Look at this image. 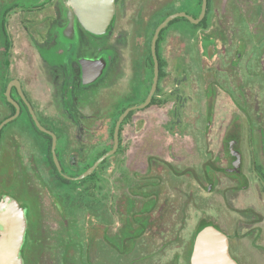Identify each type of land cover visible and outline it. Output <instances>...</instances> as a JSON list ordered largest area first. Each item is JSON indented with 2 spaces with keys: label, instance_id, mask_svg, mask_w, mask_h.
Masks as SVG:
<instances>
[{
  "label": "flooded vegetation",
  "instance_id": "af4514ba",
  "mask_svg": "<svg viewBox=\"0 0 264 264\" xmlns=\"http://www.w3.org/2000/svg\"><path fill=\"white\" fill-rule=\"evenodd\" d=\"M68 1L0 0V126L14 118L0 130V200L9 194L28 208L23 264H99V260L103 264L104 259L111 264H192L195 236L204 225L218 227L227 235L230 254L238 264L256 261L246 251L250 245L260 252L264 264V0H208L206 15L198 23L193 21L200 19L205 0H116L106 34L87 32L76 18L74 34L65 39L61 30L70 21ZM150 7L155 8L151 13ZM177 13L186 16L170 22L157 41L160 72L152 102L128 114L120 128L118 151L105 161L108 164L123 149L122 134L128 122L155 106L173 104L169 115L182 124L189 101L186 90L195 86L200 110L209 107L206 128L212 124L210 115L217 103L225 98L244 118L241 122L237 115L226 127L223 158L228 166L214 164L212 173L204 171L206 191L216 190L215 175L222 172L230 180L228 190L245 188L252 199L259 200V206L251 202L245 210L234 211L243 218L231 229L202 219L191 240L166 241L160 250L151 249L148 254H140L139 242L153 222L149 215L157 208L155 197L150 202L155 205L143 206L140 217L134 212L135 204L128 205L124 224L119 208L107 207L104 200L90 213L88 208L60 207L58 201L52 209L61 222L56 230H49L41 191L51 188L47 186L51 179L59 180L43 173L44 167L55 164L52 138L38 128L35 118L57 136L56 152L63 167L87 166L101 151L113 148L119 118L127 109L145 103L152 90L156 30ZM126 26L132 30L126 32L122 28ZM174 31L185 41L184 52L179 62V89L167 93L162 83L170 75V61L164 50ZM114 34L116 47H109L104 39ZM91 63L98 69L104 66L103 71L93 83L84 84L85 68ZM112 79L116 91L108 95ZM100 94L98 104L105 110L91 112ZM61 135L70 142H63ZM49 147L51 155L44 154ZM141 187L136 186L137 195L144 194L138 191ZM114 215L119 222L115 223ZM212 216L216 218L214 211ZM113 223L119 228L110 235Z\"/></svg>",
  "mask_w": 264,
  "mask_h": 264
},
{
  "label": "rangeland",
  "instance_id": "374dc122",
  "mask_svg": "<svg viewBox=\"0 0 264 264\" xmlns=\"http://www.w3.org/2000/svg\"><path fill=\"white\" fill-rule=\"evenodd\" d=\"M153 9L155 8H148L150 13ZM143 17L144 19L148 18L145 14ZM122 28L126 32L132 30L131 26ZM115 38L114 34L104 40H108L109 47H116ZM184 43L185 41L181 40L179 33L174 31L170 36L168 48L166 47L164 50L166 57L169 54L170 61V75L162 83V89L167 93L179 89V62L184 52ZM115 85V80L112 79L108 84V95L115 94ZM195 89L196 87L192 86L186 90L189 101L181 119L182 124L169 115L173 104L166 107L155 106L142 113L139 119H131L122 134L123 149L121 153L111 158L100 171L97 180L95 178L78 185H64L60 181L57 183L51 179L47 186L52 189L46 187L41 191L42 204L47 208L45 217L48 229L56 230L61 222L59 216L52 209L58 201L60 207L88 208V213H90L99 209L102 206V200H104L107 207L115 209L117 206L119 208V212L123 214L122 222L124 224L127 221L128 199L133 201L134 212L140 217L141 208L150 201L151 197H155L157 198V208L149 215L153 222L146 229V233L141 236L143 241L139 242L140 254H148L151 253V249L160 250L159 248L166 241H175L182 237L191 240L202 219L215 221L223 227L231 229L239 218H243L239 213H235L236 211L245 210L251 202L258 207L259 200L257 202L252 199L245 188H241L239 191L228 190L231 183L222 172L215 175L216 190L212 194L206 191L208 183H205L203 179L205 169H209L212 173L215 169L212 166L214 164V166H222V168L228 166L223 158L226 153L224 147L225 136H227L225 134L226 127L231 126L237 120L235 117L239 113L232 110L233 105L228 98L222 99L217 103V109L210 115L212 124L206 128V120L209 118L206 111H209V107L200 110L199 103L195 101ZM101 95L97 98V105L91 107V112L105 110L104 105L98 104ZM238 116H240L238 120L243 122L242 115ZM243 138L246 143V136L243 135ZM112 143L110 140L109 145ZM254 143H257L256 139ZM254 150L256 158L257 150ZM22 152L24 154L26 150ZM47 153L48 151L45 150L44 154ZM217 158L219 161L216 160ZM14 170L15 168L12 166V173ZM70 171L68 170V172ZM43 173L44 175H53L50 167H44ZM72 173H76V171ZM142 178L151 180L149 182L147 180L139 181ZM128 180L130 182L125 183ZM143 184H146V195L149 198L144 195H131V187L134 189L137 185L144 186ZM213 211L216 218L212 216ZM115 215L116 223L118 219ZM142 216L145 218L144 215ZM186 218L187 224L184 220ZM132 219L133 217L131 221ZM89 222L93 224L95 221ZM117 228L119 225L111 224L109 234L116 233ZM169 230H171V234H169ZM240 232H245L243 227L240 228ZM96 235L98 238L100 233L97 232ZM246 251L255 256L256 261L250 262L251 264H263L260 262V252H257L254 247L250 245ZM98 263L101 264V261L99 260ZM244 263L250 264L245 260ZM103 264L111 263L105 262L104 259Z\"/></svg>",
  "mask_w": 264,
  "mask_h": 264
},
{
  "label": "water",
  "instance_id": "95a60500",
  "mask_svg": "<svg viewBox=\"0 0 264 264\" xmlns=\"http://www.w3.org/2000/svg\"><path fill=\"white\" fill-rule=\"evenodd\" d=\"M69 24L61 31L63 38H70L75 32L76 18L81 26L89 33L102 36L107 33L112 25L115 11L116 0H69L67 3ZM208 0L204 1L203 12L198 23L204 18L207 11ZM186 14L177 13L168 17L156 30L152 41V53L155 60L154 84L145 103L127 109L116 123L114 131L113 148L100 157L92 167L78 177H71L63 173V168L56 152L57 136L45 129L35 118L38 128L52 138V156L58 171L64 178L70 181H81L95 173L98 167L109 157L116 154L120 143V128L128 114L136 109L148 107L156 93L159 81V62L157 59V41L161 31L173 20L184 17ZM64 32V33H63ZM87 66L84 73V84L93 83L103 71L101 68ZM7 120L0 126L1 128L12 121ZM28 208L21 205L19 201L9 194H4L0 200V264H23L21 249L26 242L28 230ZM192 264H238L230 254L229 239L218 227L213 225L203 226L195 236L194 250L192 254Z\"/></svg>",
  "mask_w": 264,
  "mask_h": 264
},
{
  "label": "trees",
  "instance_id": "16d2710c",
  "mask_svg": "<svg viewBox=\"0 0 264 264\" xmlns=\"http://www.w3.org/2000/svg\"><path fill=\"white\" fill-rule=\"evenodd\" d=\"M111 137H113V133L111 134ZM60 138L62 139V141L63 142H70V139L65 135V136H60ZM95 138H96V136H95ZM88 142H93V139H90V141H88ZM112 149V145H111V147L108 149V150H106V151H101L98 155H97V157H94V158H92L91 159V163L89 164V165H87V166H70V167H63L62 166V168H63V173L64 174H66V175H68V176H71V177H78V176H80V175H82L84 172H86L90 167H92L93 165H94V163L100 158V157H102L104 154H106L107 152H109L110 150ZM48 153L51 155V152H50V147L48 148ZM121 153V150L117 153V154H120ZM107 162L108 161H105V162H103L99 167H98V169L95 171V173L93 174V175H91L90 177H88V178H86V179H84V180H81V181H77V182H75V181H69V180H66V179H64L63 177H62V175L58 172V169H57V167L55 166V164H53L52 166H50V169L52 170V172H53V175H55L57 178H58V180L60 181V183L61 184H64V185H68V184H76V185H78V184H81V183H85V182H89V181H92L93 179H95L96 178V180H97V177H98V175H99V173H100V171L103 169V167L107 164ZM68 170H71L72 172L74 171H76V173H72L71 171V173L70 172H68ZM205 171L207 172L208 170L207 169H205ZM126 174V173H125ZM147 179H145V180H143V178L142 179H139V181H146ZM151 180V179H150ZM150 180H147L148 182L150 181ZM138 181V180H137ZM130 182V180H128V181H125V183H129ZM148 182H146V183H148ZM139 183V182H138ZM144 186H142L141 188H138V191H140V192H144V194H140V195H144V197H146V198H149V196H147L146 195V184H143ZM136 190H137V188H136V186H135V188L133 189L132 187H131V195L133 194L134 196H140V195H137L136 194ZM151 199H152V197H151ZM151 199H150V201L146 204V205H144V207H151L154 203H150L151 202ZM82 200V199H81ZM128 201V205L129 206H131V207H133L134 206V203H133V201L131 200V199H128L127 200ZM155 205V204H154ZM204 226H206V225H204ZM126 229L127 228H125V231H124V233H125V235L127 234V231H126ZM139 231H141V229L139 230ZM144 233V230H142L141 231V235Z\"/></svg>",
  "mask_w": 264,
  "mask_h": 264
}]
</instances>
